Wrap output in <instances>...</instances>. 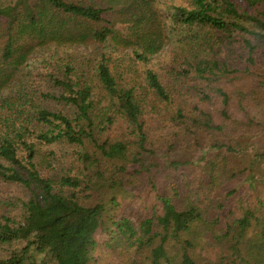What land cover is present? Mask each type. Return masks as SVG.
Returning a JSON list of instances; mask_svg holds the SVG:
<instances>
[{"label":"trees","instance_id":"16d2710c","mask_svg":"<svg viewBox=\"0 0 264 264\" xmlns=\"http://www.w3.org/2000/svg\"><path fill=\"white\" fill-rule=\"evenodd\" d=\"M174 1L0 2V178L29 194L0 219V264H264V0ZM45 51L58 93L37 96L21 65ZM158 120L236 135L182 157L154 147ZM60 142L81 148L44 176ZM135 183L161 210L136 222L109 210Z\"/></svg>","mask_w":264,"mask_h":264},{"label":"rangeland","instance_id":"374dc122","mask_svg":"<svg viewBox=\"0 0 264 264\" xmlns=\"http://www.w3.org/2000/svg\"><path fill=\"white\" fill-rule=\"evenodd\" d=\"M7 1V0H6ZM4 2L5 0H0ZM175 3H184L186 0H175ZM48 47V46H47ZM1 50V49H0ZM126 50V49H125ZM165 50V48L163 49ZM41 54L40 52H35L30 54L28 57V62H24L21 65V68L27 67L26 70L29 72L30 88L35 95L39 96L42 92H52L58 93V88L53 86L52 82L49 80V73H56L59 66L56 64L55 59L49 58L48 54ZM1 54V51H0ZM88 55V53L86 54ZM84 57H87V56ZM127 67H120L119 71L128 80L130 77H136L132 72H128ZM139 70V68H138ZM119 78V75H117ZM41 99V98H40ZM55 101H51L48 106L50 108L58 107ZM216 108V106H213ZM215 116H218L217 110H213ZM233 111L230 112V114ZM223 121V119H218ZM159 121V120H158ZM156 123L152 129V141L154 147L157 150L160 148H168V145L165 146L166 142L175 143V147L172 149V153L177 156L190 157L197 153V150L200 146H205L206 144L211 143L214 140L219 142H228L231 138L236 135L235 133L229 134L227 131L229 122L225 124V129L223 132L220 131H207V130H192L189 133H185V130L180 132V137L175 136V129L172 127V124L168 121L160 120L159 122L153 121ZM150 124V123H149ZM129 130L124 123L120 121L119 118L116 119V122L111 126L108 135L111 137H121L124 134H128ZM176 138V139H175ZM180 139V140H178ZM81 147L70 146L66 143H53L49 145H41L39 147V157L37 159V165L39 171L44 176L54 175L57 176L62 173L65 169H68L73 164L74 151L80 149ZM130 183V182H128ZM129 190L132 191V194H117L116 204L114 207L110 206V211L116 213L117 215L128 216L131 220L137 221L139 218L149 216L153 210L159 213L160 205H154L155 199L153 194H148L147 188H137L136 183L129 187ZM27 190L18 183L5 182L0 178V219L6 214H14L18 211L22 204L28 199ZM109 198L108 193L106 192H96L92 196V203L99 199L106 202ZM155 206V208L153 207ZM16 247L20 245L15 244ZM124 255L118 256L116 263H124L127 256L125 251ZM97 260L99 262H105L106 256L103 251L98 250L95 252ZM129 257V256H128ZM90 264H97L96 260H92Z\"/></svg>","mask_w":264,"mask_h":264}]
</instances>
